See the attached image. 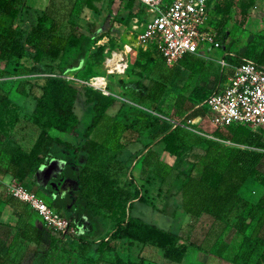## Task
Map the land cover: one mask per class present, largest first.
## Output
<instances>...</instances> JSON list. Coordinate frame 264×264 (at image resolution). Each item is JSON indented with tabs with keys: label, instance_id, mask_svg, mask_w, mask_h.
<instances>
[{
	"label": "rangeland",
	"instance_id": "rangeland-1",
	"mask_svg": "<svg viewBox=\"0 0 264 264\" xmlns=\"http://www.w3.org/2000/svg\"><path fill=\"white\" fill-rule=\"evenodd\" d=\"M89 1L95 8L89 7ZM14 4L18 8L14 17L0 9V43L5 31L10 30L21 43L22 53L19 57L7 55L0 58V92L8 93L15 102L18 120L6 129L5 135L0 138V147H29L38 131L45 126L42 121L35 123L30 114L33 102L31 92L39 91L36 85L41 81L38 72L44 68L41 59H35V49L65 42L72 28L90 33L86 20L94 21L97 27L91 33V46L83 67L64 75H73V79L65 78L78 85L75 110L80 119L78 128L81 131L94 113L93 100H115L107 109L106 124L92 132V136L101 139L106 148V158L99 163V169L106 175L119 178V190L130 188L142 193L145 200L135 198L131 202L129 209L132 214L182 234L187 245L183 262L241 264L236 257L242 238L240 230L234 225L238 220L235 217L237 211H231V222L228 224L209 215L191 218L180 207V194L172 183L177 178L176 164L179 159L163 151L162 143L156 142V139L179 120L193 126L192 132L200 137L224 142V138L216 134L217 128L222 129V126L212 123L208 114L196 121L189 120L183 115L184 111L177 108L175 98L180 93H189L195 84L213 86L219 78V59L224 56L225 51V58L230 63H237L242 57L254 59L255 50L264 42V0H255L244 19L238 1L226 15L213 12L212 9L221 45L209 48L210 45L206 44L205 53L199 58H182L173 66H166L156 53L148 61L140 56L136 38L150 14L145 12L137 0L131 5L128 0H15ZM39 18L42 25L40 29L35 27ZM246 48L254 49L253 53H244ZM112 51H122L126 55L127 66L124 70L107 71L109 65L105 59ZM32 67L40 68V71H33ZM93 74L106 75L108 93L83 81ZM138 78L144 82L150 78L161 79L165 82L163 94L154 101L139 102L130 89L125 91L123 87L127 81ZM88 98L90 102L87 101ZM260 130L264 139V127ZM49 131L54 136L49 160L34 175L17 179L5 172L6 153L0 158V256H5L4 264H113V250H96L99 240L111 230V218L103 212L94 220L88 218L82 203L71 196L78 189L77 180L79 171L84 166V153H75L72 148L60 142L68 140L77 143L83 137L52 128ZM149 143H154L152 147L159 160L154 166L152 163L146 164L144 169L141 159L145 152L143 150ZM205 145L206 140L200 139L197 143L199 148L195 146L194 151H202L201 148ZM185 150L188 151L185 152V160H189L191 149ZM135 157L138 160L134 163ZM258 165L264 170V159ZM180 168L186 170L188 163H182ZM82 170L85 180L90 171L87 168ZM155 174L162 175L164 180ZM144 178L147 181L143 183ZM13 186H23L39 194L47 202L55 197L58 201H75L72 209L66 205L60 210L75 230L61 238L33 206L14 194ZM168 187L172 197L167 206L162 208L167 197L164 191ZM239 192L243 198L254 202L264 194V188L256 179L249 178L242 184ZM83 194H87L86 189ZM25 222L44 226L49 230L51 238L39 243L22 239L17 241L20 224ZM111 243L125 259L143 258L144 264H176L165 259L159 247L149 243L134 241L130 244L122 239H112ZM260 248L251 255L247 264H254Z\"/></svg>",
	"mask_w": 264,
	"mask_h": 264
},
{
	"label": "trees",
	"instance_id": "trees-1",
	"mask_svg": "<svg viewBox=\"0 0 264 264\" xmlns=\"http://www.w3.org/2000/svg\"><path fill=\"white\" fill-rule=\"evenodd\" d=\"M133 1L128 0V3L131 5ZM137 1L147 13L145 4L140 0ZM236 1H238L243 19L246 18L248 8L254 4L255 0H211V11L213 9V12L217 11L226 15ZM14 2L15 0H0V9L14 17L18 13ZM88 3L89 7L95 8L90 1ZM210 23L216 27L212 13ZM35 27L39 29L42 27L40 18ZM86 27L90 33L72 28L66 36L65 42L58 45L47 44L42 48L35 49V59H41L44 68L41 71L40 68H31L33 71H40L38 78L41 81L36 84L39 91L31 92L33 102L30 114L35 123L42 121L45 126L38 131L34 142L29 147L17 146L9 149L0 147V158H3L6 153L5 172L17 179H23L34 175L42 164L47 163L54 138L49 131L51 128L71 135H82L81 142L64 140L60 143L72 148L75 153L83 151L84 166L82 169L87 168L90 171L85 180L84 170L79 171L78 189L74 190L71 196L82 203L84 213L88 218L94 220L99 213L103 212L112 220L111 230L99 240L96 250H113V264H144L143 258H123L111 243L112 239L127 238L130 244L137 241L159 247L165 259L176 264H188L182 261L187 250V245L181 237L182 234L155 222L147 221L140 215L132 214L129 209L132 199L145 200L142 193L139 194L137 190L130 188L119 190L118 186L121 184L119 178L106 175L99 169V163L106 158V148L101 139L92 136V132L98 131L106 124L107 109L115 100L113 98H107L103 102L98 99L93 100L94 113L90 121L82 131L78 128L80 119L75 110L78 85L72 80H66L63 75L79 70L84 65L83 61H86L91 46V33L97 27L96 22L86 20ZM253 51L252 48L249 50L246 48L244 53L250 55ZM255 51L254 59L264 62V42ZM138 52L145 61L151 60L153 53H156L165 64L163 57L155 48L143 49L140 47ZM21 53V43L18 42L16 35L10 30L5 31L0 43V58L7 55L19 57ZM182 58L196 60L199 56L187 55ZM51 73H55V75ZM164 83L157 78H150L147 82L138 78L127 81L123 85L125 91L130 89L137 96V100L142 103L159 98L163 94ZM210 91L211 87L200 83L195 84L189 93L178 94L175 104L177 108L184 111V116L190 118L201 115L202 119L206 114V107L201 102ZM87 101L90 102V98ZM15 107L16 104L9 94L0 92V138L5 135L9 125L18 120ZM222 127V129L217 128L216 134L230 140V144L225 141L218 142L207 137H200L180 123L170 126L161 133L156 142L162 143L163 151H167L179 159L176 164L175 176L177 178L175 177L176 181L172 183L178 188L180 207L191 218H198L206 213L223 220L226 224L231 222V211L236 210L235 217L238 220L234 222V225L242 234L236 257L241 264H247L251 255L258 247H261L254 264H264V194L260 195L256 201L251 202L243 198L239 192L242 184L249 178L256 179L264 188V170H261L258 165L264 159V139L260 134L262 127L254 129L244 123H231L222 125ZM200 139L206 140V145L201 148L202 151H194ZM145 148L144 156L141 159L144 169L146 164L152 163L154 166L159 160L155 148L150 143ZM186 148L191 149L189 160H185L187 158L185 152H188L185 150ZM182 163H188L186 170L180 168ZM151 169L153 171L152 167ZM155 175L164 180L162 175ZM145 181L147 178H144L143 183ZM84 189L87 191L86 195L83 194ZM169 189L168 187L164 191V195L167 197L162 208L167 206V202L172 197ZM69 202L71 200L59 199L58 201L55 197L47 203L60 211L66 205L72 209L75 201ZM247 227H249L248 230ZM17 237V241L20 239L32 240L36 243L51 238L47 228L29 222L20 224ZM0 262L5 263V256H0Z\"/></svg>",
	"mask_w": 264,
	"mask_h": 264
},
{
	"label": "built area",
	"instance_id": "built-area-1",
	"mask_svg": "<svg viewBox=\"0 0 264 264\" xmlns=\"http://www.w3.org/2000/svg\"><path fill=\"white\" fill-rule=\"evenodd\" d=\"M140 1L145 4L150 15L137 34V50L140 47L155 48L165 64L173 66L184 56L204 54L206 44L210 45L209 48L221 45L218 31L210 23L211 0ZM226 54L225 51L224 56L219 59V78L210 86L211 91L201 102L206 107V114L217 126L244 123L254 129L264 127V62L242 57L239 62L230 63L225 58ZM125 59L126 55L122 51H112L105 59L109 65L107 71L124 70L127 66ZM63 76L73 79V75ZM105 78L106 75L93 74L83 81L108 93ZM224 141L231 143L228 139ZM13 191L16 196L33 206L60 237L74 231L68 218L50 206L39 194L23 186H13Z\"/></svg>",
	"mask_w": 264,
	"mask_h": 264
},
{
	"label": "crops",
	"instance_id": "crops-1",
	"mask_svg": "<svg viewBox=\"0 0 264 264\" xmlns=\"http://www.w3.org/2000/svg\"><path fill=\"white\" fill-rule=\"evenodd\" d=\"M123 87H124V85H123ZM123 89V88H122ZM189 120H194V121H196V120H199V119H201V115H196V116H193V117H190V118H188ZM177 123H180V124H182L183 126H185L186 128H188V129H190V130H194V128H193V126H191V125H188V124H184V123H182V122H180L179 120H178V122H174L172 125H171V127L172 126H174V125H176ZM160 137V136H159ZM158 137V138H159ZM157 138V139H158ZM154 143H150V145H153ZM146 150V148L143 150V151H145ZM138 159L135 157L134 159H133V162L134 161H137ZM135 163V162H134ZM133 200V199H132ZM202 215H208V214H206V213H203ZM74 228V227H73ZM74 230H75V228H74ZM122 240H127V238H123Z\"/></svg>",
	"mask_w": 264,
	"mask_h": 264
},
{
	"label": "water",
	"instance_id": "water-1",
	"mask_svg": "<svg viewBox=\"0 0 264 264\" xmlns=\"http://www.w3.org/2000/svg\"><path fill=\"white\" fill-rule=\"evenodd\" d=\"M39 169V168H38ZM37 172V171H36ZM53 184V183H52Z\"/></svg>",
	"mask_w": 264,
	"mask_h": 264
}]
</instances>
